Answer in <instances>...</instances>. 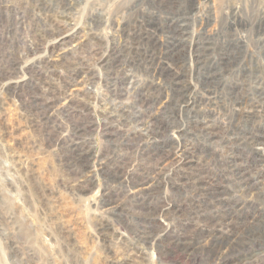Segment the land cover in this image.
Instances as JSON below:
<instances>
[{
  "label": "rangeland",
  "instance_id": "obj_1",
  "mask_svg": "<svg viewBox=\"0 0 264 264\" xmlns=\"http://www.w3.org/2000/svg\"><path fill=\"white\" fill-rule=\"evenodd\" d=\"M257 145L264 0H0V264H264Z\"/></svg>",
  "mask_w": 264,
  "mask_h": 264
},
{
  "label": "bare ground",
  "instance_id": "obj_2",
  "mask_svg": "<svg viewBox=\"0 0 264 264\" xmlns=\"http://www.w3.org/2000/svg\"><path fill=\"white\" fill-rule=\"evenodd\" d=\"M58 34L61 35V33H59V30L57 31ZM66 35V34H65ZM65 35H61L59 36L60 38H64V37H67ZM167 65V64H166ZM156 67V66H155ZM167 69L170 71L171 73V70L173 72L174 69L171 68V66H167ZM75 71V70H74ZM153 73H150V77H152V80H154L156 77V71H157V68H153L152 69ZM176 73V72H175ZM76 78V77H75ZM125 76L120 80L121 83L126 79H124ZM158 79V78H157ZM159 80V79H158ZM157 84V83H156ZM122 85V84H121ZM111 90V89H110ZM72 92H69V94H66L68 96H65L63 98H65V100L69 101V100H72L74 97H76V94H77V89H72L70 90ZM169 95V94H168ZM54 97V96H53ZM67 98V99H66ZM57 99H49L48 100V103L50 104L51 101H56ZM108 104L110 105V109L108 110H104L102 111L103 115L105 116V118H107L110 122H114L116 124H119V125H115L117 127H121L123 126L124 124H126L127 122L129 121H132V123L134 122V124L132 125L133 129H136V130H132L131 127L128 128V132L133 134L134 136H138V138L142 141L143 139H141L142 137H145V136H150L152 137V139L149 141L150 144H151V149H152V146L157 150V152H159V148H162L163 147V144H160L156 138L154 137L156 134H155V126H154V122L153 120H155L154 118V114L152 113V110L150 109L151 105H152V102H153V99H133L129 105L125 104V102L123 101V98L122 99H108L107 100ZM235 104V102H234ZM49 106V105H48ZM235 109V108H234ZM239 109V108H238ZM145 112L147 114V117L149 119H146L145 118ZM244 115H246L247 113H243ZM242 115V114H241ZM118 116V117H117ZM122 116L124 117V119H120L119 120V117ZM115 117H117V119L115 120ZM246 117V116H245ZM48 120V119H47ZM166 122V121H165ZM194 130V129H193ZM204 130V128H203ZM128 132L126 131V133H124V136L128 137L129 134ZM202 132V136L205 137L206 135V132L204 131H201ZM144 135V136H143ZM209 136V134H208ZM141 137V138H140ZM210 137V136H209ZM146 138V137H145ZM246 138H248V141L249 140H253L254 142H256L254 139H253V136H247ZM147 140V138H146ZM145 141V139H144ZM256 144H261V143H257ZM154 149V150H155ZM142 150H146L145 147H143ZM155 150V151H156ZM253 150L256 151V156L257 157H262L263 155L260 153V152H264L261 150L260 147H258L257 145V148H253ZM153 151V150H152ZM170 153V151H169ZM233 152H231V154H226L225 158L227 160V162L229 163L228 164V168L231 170V173L235 176V178H237L238 180H240V182L243 183V188L248 191V192H251L252 195H255L257 193V191L264 186V180H262V183L258 186V183L257 181L254 179V176L253 173L251 174L252 176L248 179H245V178H242L241 179V174L238 173L237 169L235 168V164L232 163L230 164V162L232 161L233 162ZM264 154V153H263ZM165 157V156H164ZM172 154L170 155L169 158L171 159H174L172 158ZM169 159V160H171ZM159 160V159H158ZM163 160V159H162ZM76 162V161H75ZM171 163V162H170ZM227 166V165H226ZM163 167V166H162ZM136 172V171H135ZM144 172V171H143ZM153 177V176H152ZM145 180V179H144ZM261 180V179H260ZM145 182V181H144ZM142 183V182H141ZM239 183V182H238ZM263 185V186H262ZM152 186V185H151ZM255 190V191H254ZM245 192V191H244ZM106 210V209H105ZM107 210H113L111 207L108 208ZM113 213V212H112ZM217 264V263H216Z\"/></svg>",
  "mask_w": 264,
  "mask_h": 264
}]
</instances>
